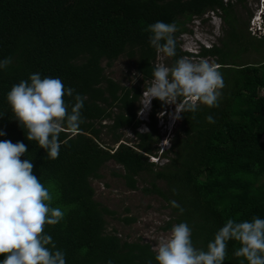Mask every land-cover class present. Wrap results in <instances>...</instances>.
Segmentation results:
<instances>
[{
    "label": "trees",
    "instance_id": "trees-1",
    "mask_svg": "<svg viewBox=\"0 0 264 264\" xmlns=\"http://www.w3.org/2000/svg\"><path fill=\"white\" fill-rule=\"evenodd\" d=\"M239 4L247 8V0H0V59L11 60L0 70V130L5 133L0 140L26 145L20 159H31L33 174L52 195L51 206L64 212L57 224H45L44 231L64 252L66 264H157L152 243L129 241L108 229L107 218L117 213L95 198L92 180L102 177L110 161L122 167V173L114 174L127 188H142L167 201L175 216L161 228L186 222L196 248H206L228 218L264 217V35L250 37L239 28ZM211 10L227 24L220 44L206 51L223 79L217 106L200 105L195 113L181 114L171 146L162 151L167 161L156 169L150 158H160L157 114L164 104L153 100L149 121L137 115L144 82L147 86L151 81L162 54L149 45L146 26L157 20L176 24V55L162 54L164 64L171 66L177 57L192 55L181 45L180 36L192 32L187 23ZM248 26L249 21L246 30ZM250 50L261 54V60L236 61ZM122 56L141 75L135 85L107 72ZM33 72L59 77L86 97L82 123L75 132L60 133L59 154L51 160L35 141L26 139L5 99L13 84ZM207 115L213 122L205 120ZM143 123L147 131L139 130ZM125 128L133 131V144L121 142ZM104 130L113 143L103 141ZM145 173L151 179L140 187ZM118 218L126 224L137 220L133 215ZM238 247V241H227L223 264H247L233 255Z\"/></svg>",
    "mask_w": 264,
    "mask_h": 264
},
{
    "label": "clouds",
    "instance_id": "clouds-1",
    "mask_svg": "<svg viewBox=\"0 0 264 264\" xmlns=\"http://www.w3.org/2000/svg\"><path fill=\"white\" fill-rule=\"evenodd\" d=\"M260 3L258 0V8ZM205 14L203 20H210L212 32L191 28L192 32L183 33H189V38L180 36L183 50L192 55L177 57L171 66L164 63L153 66L151 81L147 86L144 82L138 103L137 115L147 113L144 121H149L154 99L175 106L174 112L169 113L172 120L179 119L182 113H195L200 105L217 106L223 79L218 66L205 57L209 56L206 51L217 44L216 38H220L215 18L221 16L215 10ZM146 31L149 45L158 53L166 57L176 55L174 22L157 20L148 24ZM10 63L8 57L0 59V70ZM69 96L72 100L66 102L64 97ZM5 99L12 117L25 130L26 139L35 141L51 160L59 154L60 133L75 132L82 123L80 110L86 97L65 86L59 77H41L39 72H33L26 80L13 84ZM158 115L163 116L164 112ZM205 120L213 122L212 115L205 116ZM4 135L0 130V136ZM166 149L160 150V158L155 162L165 159L162 151ZM25 153L23 142L0 140V254H3L0 264H66L64 252L44 231L45 224H57L64 212L51 206L52 195L33 174L31 159H20ZM169 203L183 212L176 201ZM191 232L186 222L173 224L169 235L153 246L157 264H223L229 240L239 242L234 256L243 257L247 264H264V217L226 219L204 249L194 247Z\"/></svg>",
    "mask_w": 264,
    "mask_h": 264
},
{
    "label": "rangeland",
    "instance_id": "rangeland-1",
    "mask_svg": "<svg viewBox=\"0 0 264 264\" xmlns=\"http://www.w3.org/2000/svg\"><path fill=\"white\" fill-rule=\"evenodd\" d=\"M235 2L236 0H232ZM257 2L258 0H247V8H244L241 4L237 5L235 8V13L239 18L240 26L244 28V32L247 36L258 37L256 34L252 33L250 27L248 26L247 30L245 29V23L249 21L257 13ZM227 3V2H226ZM206 15V14H204ZM203 15V16H204ZM204 17L194 18L192 21L187 23L188 28L196 29L199 32L206 33L212 32V24L210 20L204 21ZM217 25L220 26L219 35L220 38H216V43L220 44L221 39L225 36V29L227 24L224 23V20L221 17H216ZM184 39L189 38V33L183 34ZM216 44V45H217ZM183 48V47H182ZM261 54L255 50H250L248 52H242L236 58V61L239 63L246 62H257L261 60ZM205 59H208L210 62H215V58L212 56H206ZM165 57L160 54L158 56V63H164ZM109 75L113 76L115 79L122 83H127V85L137 84L138 79L141 78V75L136 74L135 66L132 61H129L126 57L122 56L117 59L114 64L107 69ZM134 80V82H133ZM174 105L164 104L163 109L160 112H164L163 116L157 114L158 119V128L160 130V142L159 148H167L170 146L171 138L174 133L179 130V121L172 120L169 113L174 112ZM146 111L139 115L140 119L147 118ZM139 130L147 131V124H141ZM123 140H128L129 143L133 144L135 140V135L133 131L129 128L122 130ZM103 141L113 143L111 134L107 133L104 130L102 135ZM117 145V144H116ZM158 157H151L150 161H157ZM167 159H162L156 163V169L166 162ZM123 169L120 165L114 161L108 162L101 170L102 177L100 179L92 180V184L95 188V198L103 203V205L108 206L110 209L116 211L115 217L109 216L108 220V229H116L117 232L121 235L123 239L129 241L142 240L144 242L152 243L153 246L157 244L161 239H164L169 235L170 230H163L161 228L164 225L166 220L174 217V213L171 208L167 205V201L164 200L161 196L156 193H144L142 188L137 190H131L126 187L124 180L115 175L114 173H122ZM146 182L141 183L140 187L148 183V180L151 179V174L145 173ZM161 187H165L163 181L158 182ZM126 208L130 209L129 212L126 211ZM126 215H133L137 220L132 224H126L121 221L118 217H124Z\"/></svg>",
    "mask_w": 264,
    "mask_h": 264
},
{
    "label": "built area",
    "instance_id": "built-area-1",
    "mask_svg": "<svg viewBox=\"0 0 264 264\" xmlns=\"http://www.w3.org/2000/svg\"><path fill=\"white\" fill-rule=\"evenodd\" d=\"M230 0H224V2H228ZM264 0H260V6L257 8V13L251 19V23L249 25L252 33L256 34V36L260 37L264 35ZM161 239H163L161 237Z\"/></svg>",
    "mask_w": 264,
    "mask_h": 264
},
{
    "label": "bare ground",
    "instance_id": "bare-ground-1",
    "mask_svg": "<svg viewBox=\"0 0 264 264\" xmlns=\"http://www.w3.org/2000/svg\"><path fill=\"white\" fill-rule=\"evenodd\" d=\"M153 158H155V156H152Z\"/></svg>",
    "mask_w": 264,
    "mask_h": 264
}]
</instances>
